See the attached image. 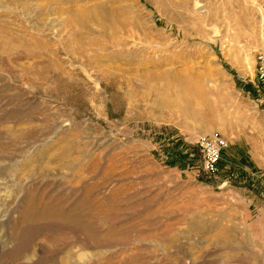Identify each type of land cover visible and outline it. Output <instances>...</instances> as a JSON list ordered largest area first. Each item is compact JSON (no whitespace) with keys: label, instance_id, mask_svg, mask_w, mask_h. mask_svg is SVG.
<instances>
[{"label":"rangeland","instance_id":"374dc122","mask_svg":"<svg viewBox=\"0 0 264 264\" xmlns=\"http://www.w3.org/2000/svg\"><path fill=\"white\" fill-rule=\"evenodd\" d=\"M74 1L108 16L89 38L0 0V264H264V0ZM203 135L228 142L212 178Z\"/></svg>","mask_w":264,"mask_h":264},{"label":"bare ground","instance_id":"6f19581e","mask_svg":"<svg viewBox=\"0 0 264 264\" xmlns=\"http://www.w3.org/2000/svg\"><path fill=\"white\" fill-rule=\"evenodd\" d=\"M69 1H73V0H53V2H51V3L48 2V4H49L48 6L51 7L52 5H54L55 7L53 8L52 11H54L56 9L57 13L59 12V14H64L65 10L66 11L69 10L68 13H70L71 17L68 20V23L77 27L76 34H77V36H79L82 39H86V38H89L92 36V33L89 29V23H92V24L94 23L95 26L102 29L104 22L108 20V16L106 14H104V12H103L102 5H100L99 3H96V2H93L91 5H84L83 4L84 6L72 7L69 9H64L63 6L56 7V5L65 4ZM78 1L79 0H75L74 2H78ZM160 7H161V5H160ZM168 9H170V8L168 7ZM130 10H131V8L129 9V7L124 6V13H125L126 17L123 20V24H125V25L129 24L130 26H132L136 30L137 34L139 36H141V38L139 40L152 39L151 37H152V32L154 31V27L152 26L153 28L146 29V28H143L142 21L140 22L137 19L138 17L137 18L135 17L136 19H130L128 17V14L131 12ZM114 16H115V14L113 15V17ZM50 23H51V26L54 24L51 20H50ZM53 26H55V25H53ZM131 31L132 30H130V32ZM102 33H104V32H102ZM138 35H135V37H137ZM122 40H124V39H122ZM106 41H108V40H106ZM106 41H104L100 44H98L97 42L91 41L85 45H88L89 48L91 47L90 49H92V47H96V48H98V50H102V51L110 50L111 48L116 49V52L110 51L108 54L112 55L114 58L124 57L123 56V52H124L123 50L128 48V43L120 42L118 39H114V40L112 39V41H110V42H106ZM85 45L82 44L83 47ZM0 46H2V44H0ZM0 49H3V48H0ZM84 55H85V53H84ZM150 83H151V80H147L145 82V84H150ZM160 83L162 84V86L165 84V82H163L162 80H160ZM153 84H154V86L157 85L155 83H152V85ZM176 85H175V88H172L171 85H170L171 88L163 87V93L161 96V103H164V104L168 103L169 104L170 101L175 100V102H177V104H178L177 106L180 107L181 112H183V109H185V108L189 109L191 107V106H189L190 105L189 102L191 100L188 101V99H189L188 97H187V99L184 98V94L185 93H186V95L188 94L187 93L188 88L185 86L183 88H180ZM159 87H161V86H159ZM156 91H154V92H156ZM189 96H191V95H189ZM199 98H200V96H199Z\"/></svg>","mask_w":264,"mask_h":264},{"label":"built area","instance_id":"2783aa9c","mask_svg":"<svg viewBox=\"0 0 264 264\" xmlns=\"http://www.w3.org/2000/svg\"><path fill=\"white\" fill-rule=\"evenodd\" d=\"M256 77L258 83L264 85V56L256 57ZM197 147L202 157V171L209 177H215L219 171L221 154L228 148V142L218 135L200 136Z\"/></svg>","mask_w":264,"mask_h":264}]
</instances>
